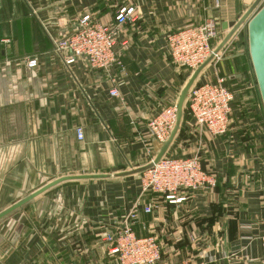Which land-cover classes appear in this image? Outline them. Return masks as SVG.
Returning a JSON list of instances; mask_svg holds the SVG:
<instances>
[{"label": "crops", "instance_id": "obj_1", "mask_svg": "<svg viewBox=\"0 0 264 264\" xmlns=\"http://www.w3.org/2000/svg\"><path fill=\"white\" fill-rule=\"evenodd\" d=\"M220 1L216 7L214 0H0V204L62 176L110 174L66 180L32 199L49 198L41 204L47 205L46 219L32 217L26 237L20 235L22 248L2 254L1 264H87L81 255L86 242L97 236L102 241L140 195L141 172L114 174L155 158L163 144L149 134L147 121L176 107L192 74L171 62L167 34L211 18L216 47L228 32L222 24L238 20L253 2ZM123 6L134 7L135 15L116 33L118 64L95 70L82 57L67 64L69 53L54 50L53 42L74 31L82 15L113 23ZM244 27L221 49L220 61L210 62L194 81L222 78L233 90L227 132L213 136L197 129L185 98L164 154L197 155L214 187L188 193L180 203L149 193L139 198L152 212H139L134 231L158 238L162 263L264 264V107ZM29 58H36L35 67L26 66ZM88 228L96 233L87 236Z\"/></svg>", "mask_w": 264, "mask_h": 264}, {"label": "built area", "instance_id": "obj_2", "mask_svg": "<svg viewBox=\"0 0 264 264\" xmlns=\"http://www.w3.org/2000/svg\"><path fill=\"white\" fill-rule=\"evenodd\" d=\"M264 4L261 0L260 5ZM219 7L220 0H214ZM134 7H120L113 23L95 20L89 14L82 15L77 28L65 37L53 42L56 52L66 51L67 64L76 58H84L92 69L107 70L118 64L115 51L116 33L118 28L134 20ZM218 35L217 22L208 18L198 25H186L167 34V49L171 62L189 72L198 68L212 54L213 41ZM222 52L215 54L211 62L221 59ZM37 65L36 58L26 60V66ZM219 78L215 82L193 83L189 89L186 101L187 109L194 126L210 135L218 136L227 132L234 92ZM111 96H117L116 88L109 90ZM176 107H169L150 117L146 127L149 134L163 144L174 126ZM77 140L83 139L81 127L75 128ZM140 195L132 207L116 224L112 231L102 234V241L107 252L118 264H209L203 260L165 261L162 263L161 244L152 233L146 236L136 235L133 225L139 212H152L150 204L142 205L139 198L143 194H156L169 203H180L186 194L201 189H210L215 185L213 175L206 172L197 155L171 157L164 155L151 167L142 171L139 177ZM264 248V234L261 237Z\"/></svg>", "mask_w": 264, "mask_h": 264}, {"label": "water", "instance_id": "obj_3", "mask_svg": "<svg viewBox=\"0 0 264 264\" xmlns=\"http://www.w3.org/2000/svg\"><path fill=\"white\" fill-rule=\"evenodd\" d=\"M261 0H253L247 10L239 17L236 21L224 22L222 24L223 29L228 28V32L219 42V44L214 48L213 54L198 68H196L185 85L183 86L181 93L179 95L177 105H176V119L173 128L171 129L167 140L163 143L161 149L155 156V158L146 166L135 168L129 171L120 172L114 174L116 176L129 175L133 173H140L147 168L151 167L153 163H156L162 158L168 149L174 135L176 134L182 114L183 104L186 98V95L196 80L198 74L212 61L215 54H218L221 49L226 45L230 38L239 30L240 27L245 26L247 31V43H248V53L251 60L253 72L255 75L256 83L258 90L261 96L262 104L264 107V4L260 5ZM110 174H79V175H66L59 178H56L44 186L38 188L37 190L31 192L27 196L18 200L14 204L8 206L0 212V219L9 213L19 209L27 202L36 198L46 190L51 187L66 181V180H75V179H96V178H105Z\"/></svg>", "mask_w": 264, "mask_h": 264}, {"label": "rangeland", "instance_id": "obj_4", "mask_svg": "<svg viewBox=\"0 0 264 264\" xmlns=\"http://www.w3.org/2000/svg\"><path fill=\"white\" fill-rule=\"evenodd\" d=\"M243 37H244V42H245V51L248 53V43H247V31L246 27L243 29ZM220 61V60H219ZM217 61V62H219ZM248 79L253 78V73L250 71V74L247 73ZM254 80V78H253ZM248 80L246 79L245 82ZM227 84L229 86L230 83L227 80ZM26 193V192H24ZM27 196V195H26ZM47 196V195H46ZM25 197V194L20 196ZM18 199V198H17ZM44 200V201H42ZM59 200V198H58ZM57 199L53 201L54 203H59ZM40 203V204H39ZM50 203V200L48 197L40 198V199H35L33 201H30L29 203L25 204L21 208L9 213L8 215L4 216L3 218L0 219V257H2V254H15L17 252V247L22 248L21 242H20V235L23 233V235H27L28 231L31 229L29 226L30 219L32 217H35L36 215L39 216L41 219H46V214H47V205L46 209L45 207L41 204H47ZM14 204V203H12ZM11 203H7L6 205L0 204V212L7 208V206L12 205ZM38 205V207H37ZM39 208V212H38ZM45 209V210H44ZM37 212V213H36ZM61 212V211H60ZM36 213V214H35ZM51 215V213H50ZM86 234L92 235L93 232L96 233L94 228H88L86 230ZM21 235V236H23ZM90 246L93 248L91 249ZM25 247H28L27 250H29V243L28 241H25ZM81 255H86L87 259V264H118L115 258H112L109 256L107 249L101 239L97 236L96 240L92 243L86 242V251L85 254ZM2 263V259L0 258V264Z\"/></svg>", "mask_w": 264, "mask_h": 264}]
</instances>
